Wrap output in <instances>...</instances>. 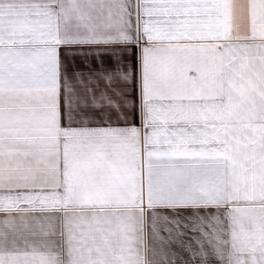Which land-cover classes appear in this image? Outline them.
<instances>
[{
	"label": "snow or ice",
	"instance_id": "1",
	"mask_svg": "<svg viewBox=\"0 0 264 264\" xmlns=\"http://www.w3.org/2000/svg\"><path fill=\"white\" fill-rule=\"evenodd\" d=\"M0 264H264V0H0Z\"/></svg>",
	"mask_w": 264,
	"mask_h": 264
},
{
	"label": "crops",
	"instance_id": "2",
	"mask_svg": "<svg viewBox=\"0 0 264 264\" xmlns=\"http://www.w3.org/2000/svg\"><path fill=\"white\" fill-rule=\"evenodd\" d=\"M88 58H89V54H88L87 50H84L82 52L78 51L75 56L69 55L67 57L68 60H71L76 64L83 63Z\"/></svg>",
	"mask_w": 264,
	"mask_h": 264
}]
</instances>
